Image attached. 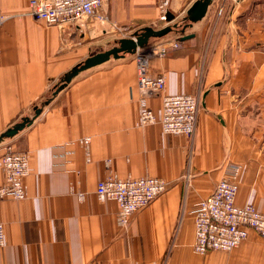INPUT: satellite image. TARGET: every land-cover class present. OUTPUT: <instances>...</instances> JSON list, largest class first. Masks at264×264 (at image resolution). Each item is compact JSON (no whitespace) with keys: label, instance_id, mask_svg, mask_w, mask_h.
Here are the masks:
<instances>
[{"label":"crops","instance_id":"obj_1","mask_svg":"<svg viewBox=\"0 0 264 264\" xmlns=\"http://www.w3.org/2000/svg\"><path fill=\"white\" fill-rule=\"evenodd\" d=\"M142 2L151 4L106 0L105 9L112 20L119 11L121 22L129 21ZM27 3L0 0L2 14L10 15L0 23V133L32 116L64 72L97 52L88 34L96 20L49 25L28 14ZM228 5L213 0L184 33L160 39L176 47L149 60L152 73L166 76L163 93L199 96L192 136L164 133L158 123L140 126L130 54L80 72L30 125L0 141L29 160L25 197L0 199V264H264V236L252 229L229 251L192 248L193 204L228 164L239 165L236 203L264 211V6L254 0ZM184 34L192 35L180 40ZM146 99L159 114L160 95ZM83 136L90 137L88 161ZM109 171L157 176L169 185L124 229L116 223L117 202L95 195L96 182Z\"/></svg>","mask_w":264,"mask_h":264},{"label":"built area","instance_id":"obj_2","mask_svg":"<svg viewBox=\"0 0 264 264\" xmlns=\"http://www.w3.org/2000/svg\"><path fill=\"white\" fill-rule=\"evenodd\" d=\"M106 0H28L27 13L42 19L49 25L65 26L84 22L93 18L99 22L111 24L104 8ZM7 16L0 14V18ZM177 46L174 40L161 41L150 45L148 49L137 51L136 63L137 88L141 94L139 100V124L145 126L158 123L164 133L192 136L196 123L199 96L191 93H163L166 76L154 74L150 70L148 57L164 55L168 46ZM159 94L161 110L159 114L148 105L149 94ZM86 157H89V136L79 139ZM4 170V181L0 184V199L11 197L23 199L25 192L22 180L29 173V160L26 152L16 151L6 145L0 156ZM110 159H105L107 168ZM239 165L230 163L225 175L217 180L211 192L197 200L191 209L194 216L193 251L204 254L209 250L229 251L239 245L249 232L254 230L264 236V211L250 202L237 204V177ZM169 183L163 178L151 175L120 177L109 171L96 182L95 195L100 201L115 200L118 204L116 223L127 228L131 216L162 194ZM82 197V193L78 194ZM5 244L4 224L0 222V247Z\"/></svg>","mask_w":264,"mask_h":264},{"label":"water","instance_id":"obj_3","mask_svg":"<svg viewBox=\"0 0 264 264\" xmlns=\"http://www.w3.org/2000/svg\"><path fill=\"white\" fill-rule=\"evenodd\" d=\"M212 1L213 0H193L185 9V14L182 17V21H184L183 23L178 24L175 22L172 24H166L160 28L142 26L134 30L130 36L119 38L117 43L110 48L97 51L76 63L68 71L64 72L61 78L53 85L50 96L43 98L40 100L39 104L33 106L32 116H22L20 120L16 121L0 133V141L4 138L15 136L19 131L30 125L41 113L43 107L49 104L53 97L56 96V94L80 72L112 59H118L125 57L126 55L134 54L139 51L140 48L147 46L151 39H161L168 34L177 32L184 33L187 27L205 16ZM174 17L175 15L170 11L167 10L165 12L166 21H171ZM190 35L192 34L181 35L179 36V39L188 38Z\"/></svg>","mask_w":264,"mask_h":264},{"label":"rangeland","instance_id":"obj_4","mask_svg":"<svg viewBox=\"0 0 264 264\" xmlns=\"http://www.w3.org/2000/svg\"><path fill=\"white\" fill-rule=\"evenodd\" d=\"M192 1L193 0H151L150 2L151 4L142 2L132 7V13H133L132 19L129 21H122V22L120 19L122 15L121 12L119 11L114 12L115 15L112 20L109 16V12L106 11L111 24H107L106 22L104 23V22L94 21L96 23H93L92 26L88 25L89 27H92L90 30L88 29H84V30H88V34L90 35V37H92V41L95 43V50L102 51L104 49H108L111 46L115 45L119 38L129 36L134 30L142 26H151L153 28H160L166 24H172L175 22H177L178 24L183 23L184 21H182V17L185 14V9ZM227 2L229 4L228 6H231V4H236L237 0H227ZM254 3H256L257 6H260V8L264 6V0H254ZM105 4L106 2L104 3V8H105ZM156 4L159 5L158 8L159 12L157 13V15H156ZM167 10L175 15L174 19H172L171 21H166L165 19V12ZM1 11L2 10L0 8V14H2ZM2 15L7 16V18L10 17V15L7 14H2ZM7 18L4 19L3 17H1L0 23L6 20ZM168 36L170 35L168 34L165 37ZM161 41L162 40L160 39H151L148 45L145 46L144 48H140L139 51L144 50L145 48L148 49V47L152 45V43L155 44ZM166 41H170V40H166ZM135 54L136 53L132 54V56H134ZM153 56L150 55L148 57V62L150 58ZM6 145L11 146L16 151L24 152L22 150H19L18 148L16 149L14 145L12 146L11 144H4L3 146L0 145V156L3 152L4 146ZM0 166L3 170L1 162H0ZM2 181H4V170H3ZM2 183L3 182H1L0 184Z\"/></svg>","mask_w":264,"mask_h":264},{"label":"bare ground","instance_id":"obj_5","mask_svg":"<svg viewBox=\"0 0 264 264\" xmlns=\"http://www.w3.org/2000/svg\"><path fill=\"white\" fill-rule=\"evenodd\" d=\"M130 36V35H129Z\"/></svg>","mask_w":264,"mask_h":264}]
</instances>
